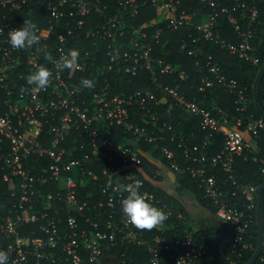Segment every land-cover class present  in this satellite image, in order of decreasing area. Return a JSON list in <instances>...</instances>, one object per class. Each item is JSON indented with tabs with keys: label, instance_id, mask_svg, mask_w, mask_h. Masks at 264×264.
Segmentation results:
<instances>
[{
	"label": "built area",
	"instance_id": "obj_1",
	"mask_svg": "<svg viewBox=\"0 0 264 264\" xmlns=\"http://www.w3.org/2000/svg\"><path fill=\"white\" fill-rule=\"evenodd\" d=\"M31 2L0 0V185H9L0 189V250L8 253V264H101L108 251L129 244L144 247L149 264H201L209 250L203 236L185 229L168 239L170 217L180 223L185 217L145 188L147 179L154 187L165 189L159 185L164 172L176 177L188 174L198 181L214 205L213 214L232 232L225 264H245L257 247L251 230L256 224L258 187L237 176L235 161L259 162V173L264 176V159L254 155L251 142L264 133V119L243 116L249 103L246 88L226 76L211 54L204 59L206 74L201 76L198 90L204 91L215 80L233 97L234 114L215 102L203 104L204 95L189 98L178 82L160 86L158 73L172 75L174 68L154 56L153 49L164 30L183 28L193 47L188 49L183 42L181 49L189 54L199 56L202 52L199 36H193L198 32L239 61L257 64L252 38L258 23L257 3L264 4V0H197L200 11L190 0H114L115 11L109 10L111 3L105 0H44L48 16L44 25H37L42 37L39 44L12 49L7 32L23 24L17 14ZM146 5L164 13L166 25L152 32L141 27L127 29L126 20L136 17ZM91 12L99 16L100 23L85 33L90 48L75 46L73 27H80L82 17ZM222 19L231 24L237 42L221 37ZM99 42L106 48L100 49ZM73 48L81 53L79 66L62 72L37 50L47 49L55 61ZM20 64L30 69L46 66L52 73L48 86L36 91L27 85L29 72H14ZM139 70L149 71L151 83L161 88L176 109L198 117L202 132L198 142H189L183 131L175 132L170 112L161 119L152 111L159 99L149 86L131 93L123 90L124 83L132 82L118 76H135ZM177 76L180 81L188 78L184 70ZM85 77L93 87L76 91ZM138 112L147 125L133 120ZM112 127L133 135L134 140L118 144L104 137L103 132ZM217 134L222 146L216 150ZM141 141L153 147L145 149L138 144ZM171 142L175 148L168 145ZM143 157L154 165L150 175L143 169ZM95 164L101 165L99 174L106 182L99 185L104 200L92 207L86 200L91 192L79 194L89 180L97 181ZM135 169L146 175L145 179L139 178ZM137 180L150 202L168 214L167 220L153 228L157 233L129 223L120 208L126 193L117 192V185L123 188ZM263 263L264 238L253 264ZM118 264L128 261L122 258Z\"/></svg>",
	"mask_w": 264,
	"mask_h": 264
},
{
	"label": "trees",
	"instance_id": "obj_2",
	"mask_svg": "<svg viewBox=\"0 0 264 264\" xmlns=\"http://www.w3.org/2000/svg\"><path fill=\"white\" fill-rule=\"evenodd\" d=\"M110 2L109 10L115 11L117 7L114 5V0H105ZM194 9L200 11L201 7L197 4V0H190ZM259 8L258 14V23L255 26V34L252 38L254 45V53L259 58L257 64H251L249 62H241L237 58L231 56L226 49L221 48L219 45L214 44L212 41L202 38L198 32H193V36H199V47L202 52L198 55L189 54L187 49L182 50L181 44L183 42L187 43L188 49L193 47L191 38L188 35V31L182 29L176 31L164 30L160 36V40L157 44L154 45L153 55L163 59L166 63H170L174 68V74L166 75L158 73V83L160 86L165 84L174 85L175 83H180L182 91L189 98L199 99L201 95H204L205 100H202L203 104H208V102H215L223 110H226L229 114L235 113V105L233 103V97L231 94L220 86L215 80L213 81L210 87H206L204 91L199 92L198 88L201 84L200 78L205 75V66L204 59L208 55H212L214 60L220 65L222 72L228 76L237 79V81L246 88L247 98L249 100L248 107L243 116H253L255 118H263L255 107L254 97L252 93V86L256 78L257 72L260 69L261 65L264 63V4L257 3ZM48 14L44 7V0H32V2L25 7L23 11L17 14V18L20 21L32 20L37 25L42 26L46 23V18ZM83 22L80 27H73L75 34L77 35V40L75 46H85L90 48L91 41L89 38L85 37L86 31L91 27L100 23L99 16L96 13H89L88 15L82 17ZM128 25L127 29H133L141 27L147 32H152L157 28L164 27L166 25L165 14L161 13L154 7L146 5L140 9L139 14L136 17L128 18L126 20ZM75 25V23H73ZM60 29V25L56 26L55 31ZM220 34L221 37L230 42H237L238 38L233 31V28L229 22L222 19L220 21ZM98 46L100 49L106 48L104 42H99ZM199 59L200 63L197 64L196 61ZM33 69L20 64L15 68V73L22 71L30 72ZM179 70H184L188 74V78L185 81H180L177 72ZM120 80L127 82L131 80V84L124 83L123 90L126 93H131L136 89L149 86L154 94L159 99V105L154 106L152 111L159 114L161 119L166 118L168 113L171 114L172 123L174 124L175 132L183 131L184 135L188 136L189 142H198L202 137V132L198 130V117L192 114H186L176 109L172 102L167 98L163 93L160 87L155 88L150 80V73L148 70H139L135 76H118ZM1 94V93H0ZM258 96L260 105L264 111V75L258 86ZM134 114L133 120L139 125H147L146 119L142 115ZM159 120V123L161 122ZM148 120V119H147ZM157 121V124H159ZM193 132L192 136H189V133ZM103 136L114 139L116 143H121L123 141L132 139L134 140L133 135L124 134L120 129L112 127L109 132H103ZM221 136L217 134L214 139L215 149H219L222 146ZM254 155L257 158L264 159V133L257 139L253 138L251 140ZM145 149H150L153 147L151 144H145L144 142H139ZM168 145L172 148H175V143L171 142ZM154 157L159 156L158 151H153ZM149 158L143 157V169L148 174L150 170L154 167L152 162L148 160ZM259 162L243 161L241 158L236 159L235 169L236 174L239 177H242L247 183L254 184L259 187L264 183V176L259 173ZM101 165L95 164L93 168L99 174ZM137 172L139 178H144L146 175ZM150 175V174H149ZM218 178H221L222 174L219 171L217 173ZM175 192L182 195L183 193H191L195 202H197L196 207H202L205 210L208 209L210 212H214V205L206 198L205 193L198 186V181L193 179L188 174H181L176 177ZM105 177L99 174V177L96 180H89L83 187H81L80 196H83L84 192H91L90 196L86 197L89 205L93 207L98 201H103L104 198L101 195L100 184L105 183ZM8 184H1L0 189L5 190L8 188ZM145 188L149 191H154L155 197L161 200V203H167L173 206L174 209L181 211L183 216L184 207L177 200L175 195L169 194L165 189L160 187H154L147 179H145ZM174 192V191H173ZM2 198V197H1ZM263 206H264V191H263ZM102 211H105L106 208H101ZM62 217H64L63 211H61ZM167 223L179 224L176 230H167L166 235L168 239H173L179 234H183L185 229L191 230L190 228H185L183 224L179 222L178 219H175L173 216L170 217ZM153 233H157L153 228L150 229ZM254 240L257 237V227L254 224L252 230ZM175 234V235H174ZM195 235H202L204 241L208 244L209 250L204 260L201 264H225L226 256L229 254V243L232 238V232L228 226L225 224H216L209 225L206 229H200L195 231ZM146 238H149V234H145ZM263 238H264V227H263ZM125 252L124 257H120L119 253ZM116 260L118 261L124 258L128 261V264H149V253L142 246L129 244L121 248H114L108 251ZM248 259L246 257L245 261ZM264 264V263H263Z\"/></svg>",
	"mask_w": 264,
	"mask_h": 264
},
{
	"label": "clouds",
	"instance_id": "obj_3",
	"mask_svg": "<svg viewBox=\"0 0 264 264\" xmlns=\"http://www.w3.org/2000/svg\"><path fill=\"white\" fill-rule=\"evenodd\" d=\"M41 39L37 24L30 19L24 20L20 27L7 32V41L11 48L16 50L31 49L38 45ZM37 50L43 53L45 61L54 62L58 71L72 70L79 66L81 53L78 49L68 50L61 59L55 61L47 49ZM51 75V71L46 66L38 64L26 76V84L32 86L36 91L44 90L49 84ZM92 87V81L85 77L79 81L76 91ZM116 191L126 193L120 199V208L128 222L137 228L150 230L167 220V212L150 202L146 194L141 191L139 180L123 188L117 185ZM8 260V253L0 250V264H8Z\"/></svg>",
	"mask_w": 264,
	"mask_h": 264
},
{
	"label": "water",
	"instance_id": "obj_4",
	"mask_svg": "<svg viewBox=\"0 0 264 264\" xmlns=\"http://www.w3.org/2000/svg\"><path fill=\"white\" fill-rule=\"evenodd\" d=\"M264 75V63L261 65L257 72L256 78L252 86V93L254 97V104L258 112L264 116V111L259 102L258 86ZM263 191L264 183L257 188V210H256V227H257V247L251 256V258L245 264H253L255 259L260 253L261 242L263 238V227H264V206H263Z\"/></svg>",
	"mask_w": 264,
	"mask_h": 264
},
{
	"label": "crops",
	"instance_id": "obj_5",
	"mask_svg": "<svg viewBox=\"0 0 264 264\" xmlns=\"http://www.w3.org/2000/svg\"><path fill=\"white\" fill-rule=\"evenodd\" d=\"M163 187L169 194H172L173 184L171 182L164 184ZM182 196H183V199L181 200ZM177 200L183 205L184 213L186 212L187 208L185 206L186 204H184L183 201L189 200L191 202L190 203L191 205L193 204L195 205V208L197 209L195 214H193L195 215V218H196L194 219V222H195L194 225L197 226V228H195V231L199 229H206L209 225L221 224V222L215 217V215L212 212H210L208 209L205 210L202 207H198V206L196 207L197 202H195V199L193 198V195L191 193L187 192V193H183L182 195L179 194V196L177 197ZM189 201H187V204H189L188 203ZM101 264H117V263H116L115 258L110 253H107L105 257H103Z\"/></svg>",
	"mask_w": 264,
	"mask_h": 264
},
{
	"label": "rangeland",
	"instance_id": "obj_6",
	"mask_svg": "<svg viewBox=\"0 0 264 264\" xmlns=\"http://www.w3.org/2000/svg\"><path fill=\"white\" fill-rule=\"evenodd\" d=\"M164 174H165V176L159 182V185L164 186V184H166L168 182H171L173 184V191H174V192H172V195H176L177 194L175 192V188L177 187V185H176V180H177L176 176L174 174H172L171 172H164ZM178 196H179V194L176 195V198ZM182 199H183V196H182L181 200ZM187 201H189V200H187ZM187 201H183L184 204H186L185 206H186L187 210H186L185 215H184L185 222H184V219H183V223H181V224H184L188 228H190L193 231H195V228H197V226L194 225L195 224L194 219H196V218H195V215H193V214H195V212H196L197 209L195 208V205L194 204L193 205L190 204L191 203L190 201L188 202L189 204H187ZM178 225L179 224H176L175 225L173 223H168V228H169V230H176L178 228Z\"/></svg>",
	"mask_w": 264,
	"mask_h": 264
}]
</instances>
